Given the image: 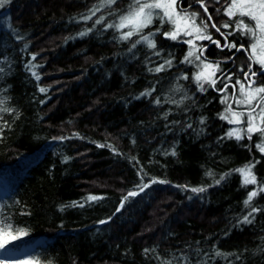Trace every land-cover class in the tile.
Wrapping results in <instances>:
<instances>
[{"label": "trees", "instance_id": "16d2710c", "mask_svg": "<svg viewBox=\"0 0 264 264\" xmlns=\"http://www.w3.org/2000/svg\"><path fill=\"white\" fill-rule=\"evenodd\" d=\"M227 2L204 0L207 13L198 0L177 3L209 25L211 39L195 45L218 73L203 91L186 43L163 35L167 22L142 33H154L155 49L106 27L132 0L0 7V107L9 109L0 111V227L16 237L0 249L37 241L20 257L31 264H264V191L246 205L253 186L237 171L251 165L264 187L261 133L229 138L220 119L249 65L257 85L264 73L248 52L225 47L249 46L222 14Z\"/></svg>", "mask_w": 264, "mask_h": 264}, {"label": "snow or ice", "instance_id": "6c2138e0", "mask_svg": "<svg viewBox=\"0 0 264 264\" xmlns=\"http://www.w3.org/2000/svg\"><path fill=\"white\" fill-rule=\"evenodd\" d=\"M8 0H0V7H3ZM117 0H103V6L111 8L112 5H115ZM178 0H132V4L129 5V10L120 15L118 22L109 23L106 25L107 28H114L116 31L120 32L121 35L119 39L121 40H130L133 36H140V40H137L133 43L132 47H135L137 43H146L147 47L151 49L156 48V44L153 39L150 38L151 35H142L145 28L149 27L153 23L154 14L159 17L161 24L167 22L172 25V29L168 32L163 33V35L171 40H177L181 36H195L197 40L203 39H211L210 35H207L208 24L204 21H201L200 24H197L196 18L198 13L193 12L190 15L187 12L181 13L177 7ZM200 6L204 8L205 13L208 12L207 7L205 6L204 0H198ZM219 3V0H217ZM219 11V9H217ZM225 15L229 17L230 20L235 19V30L240 31L243 35H246L252 39V43L245 48L243 44L237 47L236 43L226 44L225 47L229 49L236 48L237 51H245L248 52L249 61L253 64H259L261 68H264V0H228V7L226 8ZM92 15H95V11H92ZM91 17H86V19H90ZM245 18L247 20L252 21L251 24L246 23ZM208 20H211L212 17L209 15L207 17ZM103 17L99 18L96 23H102ZM211 27L216 28L217 31H220L217 28L216 24H212ZM222 27L229 28L231 25L225 23ZM126 30V31H125ZM90 31V29H89ZM159 31V29H157ZM86 33H81V35H85ZM232 33H228L231 35ZM217 43L218 41H213ZM185 43L189 44L191 48H196L193 40H187ZM159 55V53H156ZM195 56L196 60H199L200 57L195 55L194 51H189L187 56L185 57V62H191V57ZM35 57H33L34 59ZM166 63L171 66V60L166 61ZM213 65L204 64L203 70L199 72L195 76V80L200 88L203 89L204 83H209L212 86H215V70H213L210 74L206 75L208 69H212ZM164 69V65H160L155 69L156 72H160ZM218 69V65L216 66ZM243 71V69H241ZM35 75V73H33ZM258 75L256 71H253L251 64L249 65L248 70L244 73L245 80H248L249 83L245 85L240 80L235 82L236 85H239V97H233L235 103L238 106H243L249 109L246 113L244 112H236L232 110V105L228 103V97H225L222 100V103L228 105L226 108V113L228 115H221V119H225L230 124L241 125L246 123V128H234L227 133L228 137H235V139L240 140L243 138L242 133L247 134L248 138L251 139L252 134L261 133L264 136V85H257V81L255 77ZM186 78V77H185ZM37 79L39 77L37 76ZM231 79V77H228ZM203 81V82H202ZM228 85H225L226 90ZM235 88V85H233ZM41 92H44L45 89L41 88ZM3 102L0 101V104ZM159 103V100H157ZM257 109L259 111L257 112ZM0 111H9V109L0 107ZM247 116V120L245 121L243 117ZM203 122V121H201ZM262 152H264V144L258 145ZM241 175L244 177V184H256L257 180L255 175L251 172V167L245 166L244 168L238 169ZM158 181L153 180L152 183H157ZM219 182V181H217ZM145 187L148 185H143L140 188V191H143ZM193 192H203V188L192 189ZM260 191H264V187L260 189ZM137 192H130L129 196H136ZM257 195V192L252 191L249 193L247 200L245 201L246 205H250L252 199ZM89 200H96L97 197L90 196ZM253 212L257 211V209L253 208ZM245 222H251L248 220L246 216L244 218ZM101 223H105L102 221ZM11 225L9 224L7 228L0 227V236L3 239H0V247H3L5 243L8 242L9 239H15L16 237L11 235L10 232Z\"/></svg>", "mask_w": 264, "mask_h": 264}, {"label": "rangeland", "instance_id": "374dc122", "mask_svg": "<svg viewBox=\"0 0 264 264\" xmlns=\"http://www.w3.org/2000/svg\"><path fill=\"white\" fill-rule=\"evenodd\" d=\"M228 7V2H227V4L224 6V8H223V10H222V14L224 15V17L228 20V21H230L231 23L233 22V27L235 28V19H232V20H230L229 19V17L227 16V15H225L224 14V12H225V10H226V8ZM181 13L183 14L184 12H182L181 11ZM190 15V14H189ZM154 19H156L157 21H159V24H161V21H160V19H159V17H157V16H155V14H154ZM154 19H153V21H154ZM197 19V18H196ZM245 21H246V23H249V24H251L252 23V21H250V20H247V18H245ZM197 22V21H196ZM165 23V22H164ZM198 24V23H197ZM170 27H171V29H172V25H170ZM170 29V30H171ZM234 31H236L235 29H233ZM236 32H238L239 33V35H241V36H243V37H245L246 38V40L248 41V43H249V45L252 43V39L250 38V37H248V36H246V35H243L240 31H236ZM171 40V39H170ZM177 40H182V41H187V40H193V42H194V44L196 43V42H199V41H201V40H197V39H195V36H192V37H189V36H181L179 39H177ZM204 40H208V39H203V41ZM172 41H176V40H172ZM186 46H187V51H186V55H185V57L187 56V53L189 52V51H194L195 52V55L196 56H199L200 57V53L198 52V49L197 48H191L190 47V45L189 44H187L186 43ZM191 59V62H187L190 66H192L194 69H195V76L199 73V72H201L202 70H203V65L204 64H206L204 61H202V59L200 58L199 60H196L195 59V56H193V57H191L190 58ZM184 61H185V58H184ZM259 67H260V65L259 64H257ZM264 69V68H263ZM213 70H215V75H214V77H212L213 79H216V74L218 73V69H216V66H213V68L212 69H208L207 70V72H206V75L207 74H210ZM194 80H195V77H194ZM216 81V80H215ZM203 82V81H202ZM195 84H196V88L199 90V91H203V90H200V88H199V86H198V84H197V82H196V80H195ZM210 87H212V85L211 84H209V83H204L203 84V89L204 90H206V89H208V88H210ZM233 97H239V91L237 92V90L233 93V96L231 97V100L229 99L230 98V96H228V103H230L231 105H232V110L233 111H236V112H244V113H246L249 109H247L246 107H243V106H238L236 103H235V100L233 99ZM228 107V105L227 104H225V103H223V105H222V110H221V113H220V119H221V115H228V113H226V108ZM259 111V109H257V112ZM243 119L246 121L247 120V116L245 115V117H243ZM221 121H223L224 123H226L229 127H230V129H229V131H231L232 129H234V128H237V127H239V128H246V123H244V124H241V125H234V124H230V123H228V121L227 120H225V119H221ZM242 135H243V138L247 135V134H244V133H242ZM260 137H261V139L263 140V141H261V144H264V136H262L261 134H260ZM232 138H234L235 139V137H232ZM237 140V139H236ZM258 150H260V148L258 147L257 148ZM260 152H261V154L264 156V152H262L261 150H260ZM249 167H251V172H252V174L254 175V173H253V167L251 166V165H248ZM4 173L5 172H3V171H1L0 172V199H2L5 195H6V193H7V185H6V183H5V181H4ZM241 174V173H240ZM3 176V177H2ZM241 177H242V179H243V181H244V177L241 175ZM248 185H250V186H253V189H252V191H255V192H257V191H260V189L262 188V187H260V186H258L257 185V183L256 184H248ZM37 242V241H36ZM35 242V244H32V246L29 248V247H26V248H23V249H19V250H17V251H5L4 249H0V264H31V263H29V262H27L26 261V258H23V259H21L20 257H22L24 254H26V251L27 250H30V249H32V248H34L36 245H37V243Z\"/></svg>", "mask_w": 264, "mask_h": 264}, {"label": "flooded vegetation", "instance_id": "af4514ba", "mask_svg": "<svg viewBox=\"0 0 264 264\" xmlns=\"http://www.w3.org/2000/svg\"><path fill=\"white\" fill-rule=\"evenodd\" d=\"M261 70H264L263 68H261Z\"/></svg>", "mask_w": 264, "mask_h": 264}, {"label": "water", "instance_id": "95a60500", "mask_svg": "<svg viewBox=\"0 0 264 264\" xmlns=\"http://www.w3.org/2000/svg\"><path fill=\"white\" fill-rule=\"evenodd\" d=\"M262 73H264V70L262 71Z\"/></svg>", "mask_w": 264, "mask_h": 264}]
</instances>
